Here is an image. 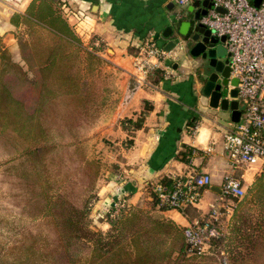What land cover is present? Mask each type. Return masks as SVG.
Wrapping results in <instances>:
<instances>
[{
  "label": "trees",
  "instance_id": "1",
  "mask_svg": "<svg viewBox=\"0 0 264 264\" xmlns=\"http://www.w3.org/2000/svg\"><path fill=\"white\" fill-rule=\"evenodd\" d=\"M10 23L19 30L18 59L0 35V189L31 223L13 239L25 260L30 254L48 264H264V168L250 187L252 211L240 197L226 236L211 237L207 251L190 250L184 227L158 214L172 207L150 183L149 211L126 204L111 217V207L110 231L91 230V203L106 166L89 156L86 139L105 120L112 79L97 73L101 57L83 45L60 0H31ZM163 77L157 66L148 73L151 84ZM142 123L124 119L121 126L132 131ZM185 178L162 176L156 185L167 193Z\"/></svg>",
  "mask_w": 264,
  "mask_h": 264
},
{
  "label": "crops",
  "instance_id": "2",
  "mask_svg": "<svg viewBox=\"0 0 264 264\" xmlns=\"http://www.w3.org/2000/svg\"><path fill=\"white\" fill-rule=\"evenodd\" d=\"M30 1L0 0V35L10 45L16 42V29L10 18L15 12H23ZM60 1L64 17L83 44L88 49L93 46L117 75L112 85L116 99L110 101L97 132L103 138L116 140L115 145H125L126 138L131 143L126 151H119L128 165L126 177L106 173L98 190L97 210L111 208L120 198L129 205L148 202L146 185L153 186L162 176L206 173L211 182L202 189L197 203L158 214L181 227L209 218L210 205L223 197V177L230 173L223 137L233 122L229 112L208 105V99L201 93V79L188 71L198 58L186 53L180 27L189 21L196 8L191 9L192 3L176 7L174 0ZM167 27L172 31L170 34L166 31L169 35L165 37L163 32ZM173 39L177 40L176 46L165 50ZM147 42L166 52L157 65L164 70V77L156 84L149 83L148 75L145 84L136 79L134 60ZM139 117L143 118L139 129L122 128V120ZM193 126L199 133L192 137ZM261 171L241 167L234 170L233 176L242 180L246 188ZM216 224L217 218V227Z\"/></svg>",
  "mask_w": 264,
  "mask_h": 264
},
{
  "label": "built area",
  "instance_id": "3",
  "mask_svg": "<svg viewBox=\"0 0 264 264\" xmlns=\"http://www.w3.org/2000/svg\"><path fill=\"white\" fill-rule=\"evenodd\" d=\"M194 0H174L180 7ZM212 7L199 17L200 23L211 29L217 36H224L228 53L229 78L237 80L236 100L241 101L240 116L232 123L223 137V152L228 161L229 172L223 177V197H242L245 187L242 180L233 176L234 170L245 167L255 171L264 168V0L255 7L252 0H209ZM221 8L222 11L218 9ZM166 52L153 42H147L140 55L134 60L136 79L145 84L151 68L156 67ZM233 86L229 85V88ZM211 178L206 173H194L184 181H178L173 191L163 193L154 184L162 202L171 209L182 210L185 205L198 202L202 189ZM124 198L113 205V213L126 206ZM210 216L184 227V235L190 250L207 251L211 237L219 236L214 225L216 204L210 205ZM213 218V219H212Z\"/></svg>",
  "mask_w": 264,
  "mask_h": 264
},
{
  "label": "rangeland",
  "instance_id": "4",
  "mask_svg": "<svg viewBox=\"0 0 264 264\" xmlns=\"http://www.w3.org/2000/svg\"><path fill=\"white\" fill-rule=\"evenodd\" d=\"M176 7H179V5L176 4ZM18 32L19 30L16 29L14 31V34ZM3 41H4V45L9 48L13 57L15 59H18L16 42L15 44L10 45L9 42L5 40V38ZM92 49L93 48L91 47L90 50ZM193 63H192L193 67L189 66L188 71L190 73H193L195 77L197 76L198 78H200L201 73H202V67L204 65V60L201 58H198ZM109 66L110 65L108 61L105 58L101 57V61L99 62L96 68V71L100 76H106V77L109 76L112 79L111 88L109 89L108 99H107L106 106H105L106 108L105 113L107 112L110 101L113 102L116 99L115 97L116 93L113 90L114 86L112 87V85H114V83L116 82L117 75L114 72H112L113 71L112 68H108ZM237 102H238V107L241 109V106H242L241 101L238 100ZM104 118H106V116H104ZM103 122L99 124L95 129H92L91 131H89L87 135V139H86V148H87V152L90 157L92 156L99 157L102 163H104L106 166L103 169L101 175L99 176L96 182V198L91 203L90 214H89V224H90L91 230L101 231L102 233L107 234L111 229L110 225L106 221V218H107L106 213L108 212L109 208L104 209L102 212H100L101 209L97 210L96 208L98 205V203L96 202L98 199L99 186L101 183H103L107 172L116 173L117 175L122 176V178L123 176L126 175L125 169L128 168V165L124 164V158L122 154L119 153V151L120 150H122V152L126 151V149L131 143H130V140L126 138V141L124 142L126 143L125 145L123 143H121V145L120 144L115 145L116 140H113L111 138L110 139L103 138L102 135L99 132H97V128L100 127V125H102ZM192 128L193 129L190 132L191 136L193 137L195 134L198 135L199 132H197V129H195L194 126ZM3 160H4L3 158H0V170H1V165L3 163ZM257 176L258 175H255L254 180H252L249 184H247L245 188L244 195H246L245 198L248 200L247 203L249 205L250 211H252V208H253L252 207L253 203L249 201L251 200L250 187L254 183ZM238 200L239 198L229 196V197H222V199H218L215 203L216 210H217L216 218L218 221V224L216 225L219 231L220 239H223L227 234V231L232 221V216L238 205ZM139 206L142 209L149 211L151 207L150 200L148 202L147 201H144V203L142 202ZM209 212H210V208H209ZM118 213L119 211L117 213H113L112 211L111 217H114ZM213 220H214V225H215V219ZM29 224L31 223H28L27 220H25L24 218H21L18 215V212L9 206V204L6 202L3 196V193L0 189V264H27V263L28 264H48V258L45 256H32L29 254L27 257L28 261L25 260L26 256L20 253L19 251H17L16 245L13 244V241H15L13 240L15 239V233L20 231L23 228H26V226ZM36 257H39V258H36ZM31 258H35V259H32L30 261ZM222 260H224L225 262L224 253H222Z\"/></svg>",
  "mask_w": 264,
  "mask_h": 264
},
{
  "label": "water",
  "instance_id": "5",
  "mask_svg": "<svg viewBox=\"0 0 264 264\" xmlns=\"http://www.w3.org/2000/svg\"><path fill=\"white\" fill-rule=\"evenodd\" d=\"M262 0H252L257 7ZM209 0H194L191 9L196 11L189 15V21L180 27V34L183 35V45L186 53L193 58L204 60L200 79L202 80V94L208 98V105L212 108H219L230 113L232 122H237L240 116L238 102L235 99L237 80L229 78L228 53L224 46V36H217L206 26L197 23L200 16L206 14L211 8ZM222 11L221 8L218 9ZM171 33V27H167L163 35L167 37ZM177 44V40L168 41L165 50L170 51ZM203 74H206L205 76ZM229 85L233 86L229 88Z\"/></svg>",
  "mask_w": 264,
  "mask_h": 264
},
{
  "label": "flooded vegetation",
  "instance_id": "6",
  "mask_svg": "<svg viewBox=\"0 0 264 264\" xmlns=\"http://www.w3.org/2000/svg\"><path fill=\"white\" fill-rule=\"evenodd\" d=\"M203 78H204V77H203ZM203 78H202V80H201L202 82H203ZM201 93H202V91H201ZM202 95H203V94H202ZM206 98H207V97H206ZM207 99H208V98H207Z\"/></svg>",
  "mask_w": 264,
  "mask_h": 264
}]
</instances>
